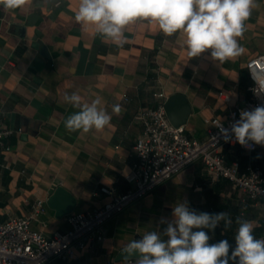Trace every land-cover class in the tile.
Wrapping results in <instances>:
<instances>
[{"label":"crops","instance_id":"crops-1","mask_svg":"<svg viewBox=\"0 0 264 264\" xmlns=\"http://www.w3.org/2000/svg\"><path fill=\"white\" fill-rule=\"evenodd\" d=\"M78 3L28 0L19 9L0 7V112L17 132L6 141L11 151L0 150V222L28 217L41 200L45 214L32 225L48 237L70 228V215L59 218L48 205L58 188L76 199L72 214L95 212L108 203L102 188L119 194L130 189L135 145L144 133L138 114L158 107L156 92L186 97L191 115L183 127L190 138L203 141L210 120L225 122L251 99L247 65L264 55V0H256L239 39L244 53L223 63L207 52L189 59L182 33L166 36L147 21L128 26L119 47L93 26L75 21ZM72 93L81 96V103L101 97V107L110 114L119 103L122 112L112 114L101 131H68L66 118L79 111L64 100ZM222 153L228 165L238 162L242 169L254 166L264 173V146L257 145L253 153L241 145L227 146ZM182 201L197 212L230 215V228L221 223L205 229L209 244L229 242V254L235 248L237 217L253 221L254 236L264 239L263 203L247 199L227 180L215 182L196 162L107 222L103 240L88 243L67 264H126L123 247L146 232L162 233L167 225L161 219L171 220L173 207Z\"/></svg>","mask_w":264,"mask_h":264},{"label":"clouds","instance_id":"clouds-1","mask_svg":"<svg viewBox=\"0 0 264 264\" xmlns=\"http://www.w3.org/2000/svg\"><path fill=\"white\" fill-rule=\"evenodd\" d=\"M28 0H0V7L15 10ZM256 7V0H79L74 14L76 22L91 25L96 34L122 47L125 29L138 22L155 23L166 36L182 33L189 59L209 53L214 62H226L244 53L239 39L246 31V21ZM64 100L79 111L65 120L68 131L89 133L110 125L112 114L122 106H111V114L97 96L81 103L77 93ZM225 141L233 137L242 147L264 146V105L243 110L230 130L218 124ZM163 232L149 231L129 241L121 250L126 264H264V239L254 236V222L241 217L235 234V248L227 240L209 244L205 229L214 230L221 223L225 229L233 220L226 212L210 214L190 209L186 201L175 204L172 219L162 218ZM165 237L167 239H165Z\"/></svg>","mask_w":264,"mask_h":264},{"label":"built area","instance_id":"built-area-1","mask_svg":"<svg viewBox=\"0 0 264 264\" xmlns=\"http://www.w3.org/2000/svg\"><path fill=\"white\" fill-rule=\"evenodd\" d=\"M247 69L253 82L251 99L232 110L225 122L217 118L210 120L211 129L203 141L190 138L185 127L176 128L171 124L165 110L168 98L164 93L156 92L154 98L158 107L141 109L138 114L144 133L135 145L137 162L127 178L130 189L119 194L113 188H102L100 192L109 198L108 203L95 212L71 214L68 217L70 228L52 237L33 229V222L46 210L45 202L38 200L28 217L0 222V264H57L58 261L67 264L88 243L103 240V227L107 222L196 162L203 164L207 175L215 182L227 180L247 199L261 201L264 205L263 171L254 166L242 169L238 162L228 165L223 149L240 144L234 137L226 142L218 127L220 123L230 130L240 119L241 111L264 105V55L251 60ZM125 100L129 101V98L126 96ZM16 133L7 126L5 115L0 112V150L11 151L6 141ZM243 148L253 153L257 145L251 149Z\"/></svg>","mask_w":264,"mask_h":264},{"label":"water","instance_id":"water-1","mask_svg":"<svg viewBox=\"0 0 264 264\" xmlns=\"http://www.w3.org/2000/svg\"><path fill=\"white\" fill-rule=\"evenodd\" d=\"M165 110L171 124L176 127H183L191 115V109L185 96L174 95L168 98ZM48 205L57 212L59 218L71 215L76 206V199L65 189L58 188L49 199Z\"/></svg>","mask_w":264,"mask_h":264}]
</instances>
